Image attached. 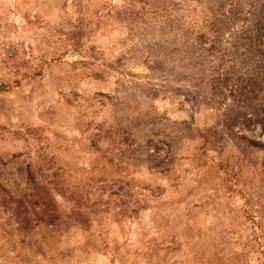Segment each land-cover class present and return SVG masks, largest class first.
<instances>
[{"label":"rangeland","instance_id":"obj_1","mask_svg":"<svg viewBox=\"0 0 264 264\" xmlns=\"http://www.w3.org/2000/svg\"><path fill=\"white\" fill-rule=\"evenodd\" d=\"M0 264H264V0H0Z\"/></svg>","mask_w":264,"mask_h":264}]
</instances>
